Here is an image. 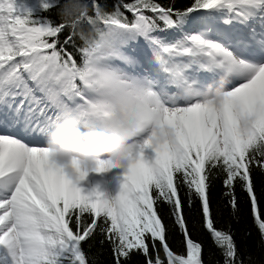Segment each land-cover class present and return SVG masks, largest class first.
I'll return each mask as SVG.
<instances>
[{"label":"snow or ice","instance_id":"1","mask_svg":"<svg viewBox=\"0 0 264 264\" xmlns=\"http://www.w3.org/2000/svg\"><path fill=\"white\" fill-rule=\"evenodd\" d=\"M80 2L86 11L73 23L55 24L34 18L17 0H0V264H89L82 245L98 227L114 264H128L133 254L143 255L145 264H203L181 185L189 209L199 202L223 264H243L232 235L214 226L210 188L212 170L219 168L235 215L239 183L264 239V209L252 176L254 166L264 174V0H193L185 10L132 0L123 3L131 20L120 4L108 12L99 0ZM58 6L59 0H40L43 12ZM82 23L94 36L80 32L78 63L55 38L71 28L67 44ZM141 40L161 54L159 71L127 70L140 61L124 48ZM205 73L220 77L217 87L203 79ZM117 109L150 136L123 167L115 198L99 190L84 195L78 183L88 171L75 162L71 172L57 165L37 141L65 115L99 123ZM146 148L153 159L145 158ZM115 167L101 162L92 171ZM158 203L169 206L186 254L167 243Z\"/></svg>","mask_w":264,"mask_h":264},{"label":"trees","instance_id":"2","mask_svg":"<svg viewBox=\"0 0 264 264\" xmlns=\"http://www.w3.org/2000/svg\"><path fill=\"white\" fill-rule=\"evenodd\" d=\"M17 2L31 10L34 18L49 19L53 23L59 24L65 22L61 15V8L68 5L72 0H59V6L47 12L41 10L40 0H17ZM129 2H132V0H99V3H101L108 12H112L115 6L120 4V10L131 20V13L123 8V3ZM156 2L166 8L173 7L174 9L185 10L192 5L193 0H156ZM88 14L93 15L91 7L88 9ZM146 14L153 15L150 12ZM193 15H201V13H195ZM158 23L160 27L163 28V24L159 21ZM81 31L85 37L91 38L94 36L92 28L86 23H82L76 30L77 34L74 35L72 40L67 44H65V40L71 35V28H66L55 38L58 40L57 47L65 48L78 63L80 62L78 49L84 46V41L80 38ZM159 35H170V32L159 33ZM142 42L141 40L139 43ZM224 175L223 171L219 168L212 170V176L214 178L211 180L210 199L215 222L214 226L218 230H223L232 235L237 248L238 261H242L243 264H264V239L261 238V234L251 215L250 202L246 194L241 190L239 183H237L235 194L238 198L239 211L235 215L231 214V209L227 203L228 198L223 196L225 191L223 186ZM252 176L260 207L264 209V174L261 173L258 167L254 166L252 169ZM186 191V187L181 185L180 195L185 205L184 214L187 219L191 238L202 245L203 264H223L224 257L221 249L216 246L210 233L203 227L199 202L195 201L193 207L189 209L185 196ZM155 207L157 208L158 215H160L162 222L166 226V240L170 248L174 253L186 254L184 238L174 225V218L171 216L169 206L158 203ZM85 219L88 220L90 218L85 217ZM70 226L75 228L74 223ZM101 241L104 242L101 243ZM146 243L149 244L150 254L154 257L155 253L151 248V240L149 239ZM82 247L89 258V264H114L111 245L105 240V237L100 234L99 227L96 234L87 242H84ZM157 249L159 250L160 257L164 259V253L159 242H157ZM128 264H145V257L143 255L133 254Z\"/></svg>","mask_w":264,"mask_h":264},{"label":"clouds","instance_id":"3","mask_svg":"<svg viewBox=\"0 0 264 264\" xmlns=\"http://www.w3.org/2000/svg\"><path fill=\"white\" fill-rule=\"evenodd\" d=\"M84 11L86 8L80 0H72L63 9L62 18L66 23H73ZM144 131L126 110L117 109L99 123L82 121L69 114L49 132L46 148L53 162L69 172L73 162L90 172L104 156L123 168L137 147L134 138Z\"/></svg>","mask_w":264,"mask_h":264},{"label":"bare ground","instance_id":"4","mask_svg":"<svg viewBox=\"0 0 264 264\" xmlns=\"http://www.w3.org/2000/svg\"><path fill=\"white\" fill-rule=\"evenodd\" d=\"M127 55L130 56H137L139 58V64L134 65L130 68H128V71L137 73V74H143L146 71H159L160 70V66H161V62L158 61V57H150L147 55H144L143 53H137V54H132V53H126ZM114 63L119 64L120 62L118 61H114ZM123 67V65H121ZM160 75L163 77V73L161 72ZM203 79L209 83L212 84L213 88L217 87L219 84V80L220 77L217 76H213L211 74H205L202 75ZM219 80H218V79ZM176 90L173 89L171 92H175ZM146 135H149V131H145L144 132ZM142 133V134H144ZM142 134H140L139 136L134 138V141H137L138 139H140L142 137ZM133 141V142H134ZM37 143L39 144H44L46 143V139L44 140L43 138L39 141H37ZM148 150V148L146 149ZM149 152H151L150 150H148ZM101 161H109V157L108 156H104L101 157ZM124 175H125V169L121 168V167H115V168H109L108 170L102 172V173H97L95 171H91L90 174V179L94 185V187L96 188V190H99L100 192L104 193L105 197L108 199H112L114 198V194H113V189L115 188V186L117 185V181L120 180H124Z\"/></svg>","mask_w":264,"mask_h":264},{"label":"rangeland","instance_id":"5","mask_svg":"<svg viewBox=\"0 0 264 264\" xmlns=\"http://www.w3.org/2000/svg\"><path fill=\"white\" fill-rule=\"evenodd\" d=\"M141 50H140V53H147L149 55H157L158 57H160L161 59V54L159 53H156V52H153L149 47H147L145 44H143L141 46ZM125 50H131L133 51V49H136V48H132L131 47V44H128L125 48ZM139 49V48H138ZM166 58V57H165ZM162 61V60H161ZM160 61V62H161ZM162 63V62H161ZM206 74V73H205ZM205 74H202V75H205ZM218 79V78H217ZM219 80V79H218ZM219 82V81H218ZM212 85V84H211ZM150 136V133L149 135H146L145 133L142 134V137L140 139H138L137 141H134V143L138 144V145H143L149 138ZM41 148H44V149H47L46 148V143L44 144H40L39 145ZM147 149V148H146ZM144 150V156L146 159H153L154 156H155V153L152 151V149L148 148V150H150L151 152H149L148 150ZM102 162H107V161H102ZM90 174H91V171L88 172L87 176L85 177L84 180L82 181H79L78 183V187H80L82 189V192L84 195H88L89 193H91L93 190H96V188L94 187L91 179H90ZM123 181L122 180H118L117 181V185L115 186V188L113 189V194H114V198L119 194V191H120V187L122 185Z\"/></svg>","mask_w":264,"mask_h":264}]
</instances>
